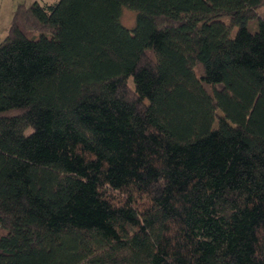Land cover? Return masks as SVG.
<instances>
[{"label":"trees","instance_id":"trees-1","mask_svg":"<svg viewBox=\"0 0 264 264\" xmlns=\"http://www.w3.org/2000/svg\"><path fill=\"white\" fill-rule=\"evenodd\" d=\"M262 5L18 4L0 41V264H264Z\"/></svg>","mask_w":264,"mask_h":264},{"label":"rangeland","instance_id":"rangeland-1","mask_svg":"<svg viewBox=\"0 0 264 264\" xmlns=\"http://www.w3.org/2000/svg\"><path fill=\"white\" fill-rule=\"evenodd\" d=\"M13 1L15 3L21 2V0H3L2 9L0 8V19L1 20L3 18H5L6 14L8 12L7 6L12 4ZM34 1H38L40 3H43V2L51 3V2H54L56 0H26V5H29V4H31ZM256 14H257L258 17H263L264 16V5L260 6L257 9ZM9 16L11 17L12 13H11V15L10 14L7 15V18H9ZM5 22L7 24L9 21L6 20ZM120 22H121V24L123 26H125L128 29L133 28L134 25H135V12L133 10L129 9V8H123L122 11H121V15H120ZM253 25H254L253 22H252V24L249 25V29L250 30L253 29ZM6 28H8V27H6ZM6 32H7V29H4V32L0 33V41L3 40V38L6 36V34H7ZM17 38H22V35L18 31V29L16 28L13 31V33H12V40H16Z\"/></svg>","mask_w":264,"mask_h":264},{"label":"crops","instance_id":"crops-1","mask_svg":"<svg viewBox=\"0 0 264 264\" xmlns=\"http://www.w3.org/2000/svg\"><path fill=\"white\" fill-rule=\"evenodd\" d=\"M20 3H25L26 4V0H21V2H17V3H15L13 1L12 4H10V5L7 6L8 12H7L5 18H3L2 20L0 19V33H3L4 32V29H7V32L6 33H8V30H9V27H10V24H11L12 16L11 17L9 16V18H7V15H9V14L11 15V13L13 15V11H14L15 7L18 4H20ZM2 4H3V0H0V8L1 9H2ZM6 20L9 21L7 24L5 22ZM6 27H8V28H6Z\"/></svg>","mask_w":264,"mask_h":264}]
</instances>
